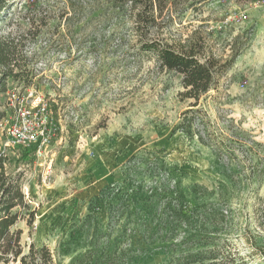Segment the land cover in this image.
I'll return each mask as SVG.
<instances>
[{
    "label": "rangeland",
    "instance_id": "1",
    "mask_svg": "<svg viewBox=\"0 0 264 264\" xmlns=\"http://www.w3.org/2000/svg\"><path fill=\"white\" fill-rule=\"evenodd\" d=\"M159 1L165 8L148 38L198 32L224 55L235 45L234 64L200 108L207 131L226 143L238 131L245 146H234L232 161L175 130L189 105L181 76L142 51L130 6L12 0L1 28L26 37L30 86L58 128L28 164L0 133V153L14 160L8 171H23L35 210L31 226L17 222L25 252L35 243L54 264H172L181 237L197 231L264 264V0ZM8 90L25 92L16 83ZM1 101L9 111L6 94ZM174 192L195 210L193 221L170 214Z\"/></svg>",
    "mask_w": 264,
    "mask_h": 264
},
{
    "label": "trees",
    "instance_id": "2",
    "mask_svg": "<svg viewBox=\"0 0 264 264\" xmlns=\"http://www.w3.org/2000/svg\"><path fill=\"white\" fill-rule=\"evenodd\" d=\"M109 2L116 9L125 5L130 6L134 11L135 28L137 32L139 29V33L145 38L140 43L142 51L155 54L161 69L181 76L183 90L179 93V97L182 101H188L189 105L181 113L180 122L175 130L183 132L191 139L196 137L203 145L212 146L217 157L223 158L224 155H229L230 159L235 161L237 157L234 154V146L239 150L245 146L242 135L240 136L238 131H232L236 139L229 143L217 139L214 133L204 128L205 121L200 108L202 97L216 89L220 78L234 64L238 56L235 45H230L231 53L224 55L209 46L208 39L198 32L171 42L155 36L148 38L150 29L157 28L156 13L161 15L165 8L159 0L158 2L109 0ZM11 5L12 0H0V122L7 113L1 96L6 94L8 84L16 83L29 87L35 76L32 59L26 53V37L18 34L17 31L1 28ZM252 142L253 145L259 146L255 141ZM249 148L251 146L247 148L248 152ZM35 149L36 145L22 149L17 160L27 164L33 162ZM11 161L14 162L8 154L0 153V264L17 261L19 264H54L53 256L45 245L39 247L35 243H30L28 250L24 251L21 243L22 230L17 228V222L25 220L26 224L31 226L34 222L35 210L31 209L22 188L23 171L16 173L8 171ZM174 196L169 206L170 214L177 219L184 217L190 222L193 221L195 210L187 204L183 207L178 193ZM176 245L175 250L178 251V255L171 261L172 264H249L235 251L226 249L224 246L227 245L226 243L218 241L217 237L205 232L186 233Z\"/></svg>",
    "mask_w": 264,
    "mask_h": 264
},
{
    "label": "built area",
    "instance_id": "3",
    "mask_svg": "<svg viewBox=\"0 0 264 264\" xmlns=\"http://www.w3.org/2000/svg\"><path fill=\"white\" fill-rule=\"evenodd\" d=\"M24 88V93L7 90L10 109L0 122V133L5 138L4 147L26 149L36 145L34 156L39 158L58 128L43 95L31 86Z\"/></svg>",
    "mask_w": 264,
    "mask_h": 264
}]
</instances>
